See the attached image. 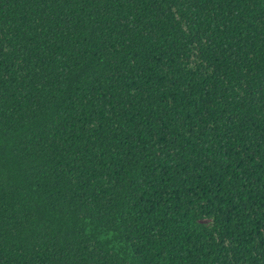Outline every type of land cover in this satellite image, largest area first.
<instances>
[{
    "label": "trees",
    "instance_id": "16d2710c",
    "mask_svg": "<svg viewBox=\"0 0 264 264\" xmlns=\"http://www.w3.org/2000/svg\"><path fill=\"white\" fill-rule=\"evenodd\" d=\"M0 264H264V0H0Z\"/></svg>",
    "mask_w": 264,
    "mask_h": 264
}]
</instances>
